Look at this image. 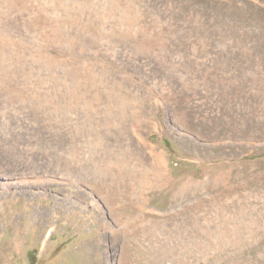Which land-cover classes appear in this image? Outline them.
Segmentation results:
<instances>
[{"label":"rangeland","instance_id":"rangeland-1","mask_svg":"<svg viewBox=\"0 0 264 264\" xmlns=\"http://www.w3.org/2000/svg\"><path fill=\"white\" fill-rule=\"evenodd\" d=\"M0 264H264V0H0Z\"/></svg>","mask_w":264,"mask_h":264}]
</instances>
